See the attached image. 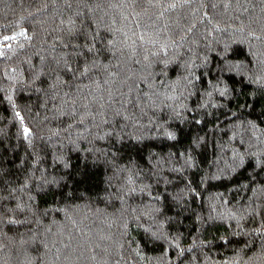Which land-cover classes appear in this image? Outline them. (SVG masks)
I'll use <instances>...</instances> for the list:
<instances>
[{"label":"trees","instance_id":"obj_1","mask_svg":"<svg viewBox=\"0 0 264 264\" xmlns=\"http://www.w3.org/2000/svg\"><path fill=\"white\" fill-rule=\"evenodd\" d=\"M0 264H264V0H0Z\"/></svg>","mask_w":264,"mask_h":264},{"label":"snow or ice","instance_id":"obj_2","mask_svg":"<svg viewBox=\"0 0 264 264\" xmlns=\"http://www.w3.org/2000/svg\"><path fill=\"white\" fill-rule=\"evenodd\" d=\"M25 132H27V129H25Z\"/></svg>","mask_w":264,"mask_h":264}]
</instances>
